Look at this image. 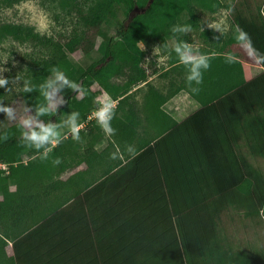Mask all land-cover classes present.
Returning a JSON list of instances; mask_svg holds the SVG:
<instances>
[{"label": "trees", "instance_id": "obj_1", "mask_svg": "<svg viewBox=\"0 0 264 264\" xmlns=\"http://www.w3.org/2000/svg\"><path fill=\"white\" fill-rule=\"evenodd\" d=\"M20 1L0 0V7ZM60 2L63 8L69 4ZM244 4L90 0L86 8L75 7V25L59 37L22 24H0V42L11 38L37 51L29 54L19 74L18 90L11 83L14 74L6 75L0 107L8 108L20 98L42 124L56 125L68 108L71 114L79 113L80 123L100 106L94 101L104 92L114 102L111 125L116 132L110 138L127 159L124 164L118 160V168L106 179L91 185L84 182L69 193L70 175L64 180L60 176L70 171L72 159L80 161L94 151L103 133L97 118L85 121L97 133L84 136L80 128L79 141L71 132L62 133L61 142L50 145L47 159L42 158L43 149L24 139L29 129L8 122L0 129V264H264V247L236 243L223 223V215L233 209L264 222V174L241 152L245 147L254 158H264V6ZM134 7L141 12H134ZM197 9L210 13L233 9L234 14L229 32L202 29L201 36L213 38L211 48L198 49L209 56L210 67L199 92L192 93L185 79L187 69L171 51L174 43L189 38L186 33H172L171 28H197ZM241 31L251 41L252 54L248 42L239 38ZM158 45L167 46L170 53L168 68L159 73L171 78L166 93L148 81L151 73L143 65ZM91 50L96 54L85 66L72 64L71 54L91 57ZM246 54L262 68L249 80L240 61ZM55 71L63 72L81 90L65 87L60 93L63 103L37 115L41 106L48 105L41 85ZM142 83L147 85L143 103H156L161 122L152 136L135 146L132 89ZM94 84L99 88L93 90ZM180 90L202 108L176 123L161 106ZM7 116L0 111V122ZM244 116L249 130L244 142L237 143L236 124ZM81 144L83 153L78 150ZM56 158L61 163L54 165ZM61 188L68 192H59Z\"/></svg>", "mask_w": 264, "mask_h": 264}, {"label": "rangeland", "instance_id": "obj_2", "mask_svg": "<svg viewBox=\"0 0 264 264\" xmlns=\"http://www.w3.org/2000/svg\"><path fill=\"white\" fill-rule=\"evenodd\" d=\"M62 0H22L17 3H13L9 6L0 7V24L4 22H11L16 24H22L25 26H30L35 32L40 34L50 35L54 37H59L61 34H68L71 28L75 25L76 13L74 11L75 7L86 8L90 0H68L69 4L67 7L63 8L61 6ZM224 2L231 3L232 6L236 7L239 5L243 7L244 2L251 4L252 7L255 4H259L260 7L264 6V0H224ZM244 9V8H242ZM134 12H141V10L132 9ZM234 10H224L220 9L217 12L210 13L203 11L201 9L196 10L198 17V27L190 28L191 31L186 32L188 35V42L196 49L201 48H211L210 43H212L213 38H204L201 36L202 29L206 27H213L219 30H224L229 32L230 26L232 24V15ZM42 22L48 24L47 29H42ZM95 47L100 43V37L96 39ZM140 46V43H139ZM246 50V48H245ZM37 52L35 48L31 47L25 43H19L11 38L4 39L0 42V77H6L7 74H14L13 80L11 81L14 89L18 90L20 87L21 79L19 74L26 66V61L28 60L29 54L31 52ZM247 51V50H246ZM91 55L96 54L95 50L90 51ZM92 57H86L81 52H76L70 55L72 64L76 67L85 66L92 60ZM162 52L156 55H152V49L148 52L143 65L149 73H152L156 70L158 73L162 72L168 65L167 57ZM147 59V60H146ZM151 75V83L157 86L158 88H163L167 86V80L159 75ZM147 85L140 84L132 89L133 97L135 102H137L142 94L144 93V88ZM93 90L98 89V85L94 84L91 87ZM62 96V94L57 93V97ZM77 96H80L78 93ZM107 99V96L104 92H101L97 95L94 103L101 104ZM97 104V105H98ZM114 104V102H113ZM93 109L88 115L86 120L96 118L94 113L100 107ZM8 108H11L12 115L11 117L7 116V121L0 122V129L11 122H19L26 129H29V126H25L22 122L25 119H31V127H36L37 123L42 124L40 120H35L27 109V107L21 102L20 98H16L13 103L10 104ZM53 111L52 108H49ZM71 117V109H65L56 123L57 131L60 134L68 135L71 132V126L69 120ZM86 120L80 122L82 125L81 128H88ZM255 166L259 167L264 174V158L253 157L250 159ZM1 166V164H0ZM223 223L226 226V231L232 236L236 243H240L242 246H251L256 249L264 247V222L261 223L243 217L242 213L238 210H229L228 213L223 215ZM9 248L7 251L9 252Z\"/></svg>", "mask_w": 264, "mask_h": 264}, {"label": "crops", "instance_id": "obj_3", "mask_svg": "<svg viewBox=\"0 0 264 264\" xmlns=\"http://www.w3.org/2000/svg\"><path fill=\"white\" fill-rule=\"evenodd\" d=\"M243 66L244 77L246 80L251 79L253 76L259 74L262 70L260 66H258L252 59L249 54H246V57L240 60ZM168 68V65L165 69ZM164 69V70H165ZM160 73V72H159ZM157 71L152 72V75H159ZM172 76V75H171ZM151 75L148 77V81L151 83ZM164 79L170 80V77H163ZM144 84V83H142ZM152 84V83H151ZM154 85V84H152ZM155 86V85H154ZM155 88L163 93L167 92V86L163 88ZM144 93L140 97V99L136 102V116H135V133L133 137V143L136 146L139 140L143 138H148L152 136L155 131L158 130V125L160 124L159 113L155 109V105L151 104L148 106L143 103V97L147 90V87L144 88ZM202 108L201 104H199L194 98H192L186 90H180L174 93L168 100L162 104L161 109L167 113L176 123L181 122L182 120L186 119L196 111ZM246 115V114H245ZM244 116L241 118V123L236 124L238 126V141L237 143H243L245 140V132L248 131V122L245 120ZM240 129V130H239ZM90 132L97 133L96 129H88L84 128V136L91 135ZM89 133V134H88ZM86 141V140H84ZM82 141L81 143H85ZM89 141V139H88ZM110 142H114V139L110 138L104 130L102 136L98 138L95 142L93 149L94 151H90L89 156H84L80 161H77L75 158L71 160V169L69 172H66L60 178L62 180L66 179L68 175H70L71 185L69 187V193H73V191L78 186H83L84 182H88V185L96 184L99 181L106 179L108 174L113 172L115 169L118 168L116 163L118 160H122L121 164H124L127 159H125L123 153L120 152L118 146L115 144H111ZM84 145L81 144L80 148H78L80 153L84 151ZM128 148V147H127ZM241 152H243L247 158L251 159L253 156L248 152L245 147L241 148ZM262 158V157H260ZM113 167L112 170L107 172L109 167ZM68 192L64 189H60L59 192ZM58 193V192H57ZM63 194V193H62ZM105 199L104 196L102 198ZM102 203V202H101Z\"/></svg>", "mask_w": 264, "mask_h": 264}, {"label": "clouds", "instance_id": "obj_4", "mask_svg": "<svg viewBox=\"0 0 264 264\" xmlns=\"http://www.w3.org/2000/svg\"><path fill=\"white\" fill-rule=\"evenodd\" d=\"M47 27L48 24L46 22H42L41 28L46 30ZM189 31H191V29L187 25H173L171 28V32L174 34L186 33ZM239 38L248 42V48L250 50V54H252L254 50L251 48V41L247 37V34L241 31ZM140 47L141 52L145 50L142 41L140 42ZM171 51L175 53L177 59L183 65H185L187 69L185 79L188 87L191 89V92L198 93L200 90L199 85L203 83L204 72L210 67L209 56L200 53L198 49L194 48L189 42L186 41L174 43ZM161 52H164V58L170 55L167 46L158 45L152 48V55H156ZM7 83L8 80L6 77H0V87L5 86ZM65 87L71 88L73 90H81L80 85L76 82L70 81L63 72L55 71L54 76L41 85L42 93L48 101V105L41 106L37 115H43L49 111V108L54 110L60 104H62L63 97H57V93H61ZM24 90L29 92L31 91V88L25 87ZM105 95L107 96V94ZM0 111L7 112L11 117L13 110L11 108L0 107ZM94 115L107 135L112 136L115 134L116 129L111 125V120L114 115V104L110 98L106 99L101 104ZM78 117L79 113L73 112L71 114L70 120L68 121L71 126L73 138L77 141L80 140L79 130L82 127V125L78 123ZM22 123L25 126H29V131H25L23 133L24 139L36 149H43L42 158L47 159L48 153L52 150L50 145L59 144L62 140L61 134L57 131V126L52 122H49L47 124L37 123L36 127H31V119H25ZM52 162L54 165L61 163L59 158L54 159Z\"/></svg>", "mask_w": 264, "mask_h": 264}]
</instances>
